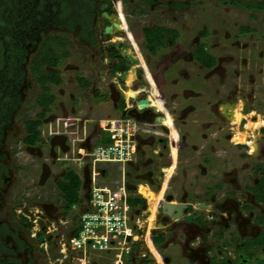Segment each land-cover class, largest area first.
<instances>
[{
    "label": "flooded vegetation",
    "instance_id": "flooded-vegetation-1",
    "mask_svg": "<svg viewBox=\"0 0 264 264\" xmlns=\"http://www.w3.org/2000/svg\"><path fill=\"white\" fill-rule=\"evenodd\" d=\"M219 1L223 7L264 13L231 6L227 4L230 0ZM133 6L138 12L129 10ZM156 7L157 0H0V264H59L61 243L75 233L87 196L86 171L81 172L78 205L66 209L57 189L65 169L79 175L61 160L69 151L64 132L49 135L46 128L43 137L42 127L57 119L51 113L56 102L52 89L57 86L47 83L41 88L31 74V62L40 50L48 59L59 57L57 67L44 65V72L58 71L61 78V65L78 72L79 90L91 101L109 104L113 113L132 117L142 126L135 138L134 159L127 166L130 189L143 182L155 195L154 201L201 206L194 209L190 222L186 215L178 219L155 215L150 243L153 234L172 236L166 245L156 247L163 259L176 263L198 257L202 261L205 252L214 251L226 252L223 260L237 263L243 242L264 235V200L256 198L259 191L264 193V53L259 52L258 63H253L243 54L242 50H249L243 43L234 58L223 52L221 42H213L214 32L203 26L184 42L183 52L177 50L169 58L170 74L178 88L169 95L156 93L147 76L163 75L164 66L153 71L148 57L182 45L185 29L179 19L189 5L165 3L163 12L169 20L162 24L149 16ZM138 17L148 18L138 27L139 38L129 26ZM145 29L162 31V46L153 53ZM239 30L248 32L244 27ZM200 49L202 56H198ZM73 56L78 64H70ZM207 58L213 60L210 67L201 63L208 62ZM129 74L133 78L128 86ZM252 75L261 81L251 79L249 88L242 85L240 79ZM128 89L150 95L160 110L149 105L139 112L134 99L130 103L125 97ZM43 96L53 97L47 108L36 104ZM34 109L37 112L30 118ZM235 109L243 116L237 125L231 121ZM41 114L38 141L24 144L26 123L38 120ZM257 117L263 125L246 132V122ZM163 118L167 124L162 123ZM237 133H247L249 141H233ZM189 161L185 168L190 180L173 191L170 182ZM166 169L172 173L164 172ZM55 193L57 197H53ZM141 207L148 208L145 201ZM196 215L201 216L197 221ZM255 248L264 253V247L251 251Z\"/></svg>",
    "mask_w": 264,
    "mask_h": 264
},
{
    "label": "built area",
    "instance_id": "built-area-1",
    "mask_svg": "<svg viewBox=\"0 0 264 264\" xmlns=\"http://www.w3.org/2000/svg\"><path fill=\"white\" fill-rule=\"evenodd\" d=\"M148 98L139 94L134 98L139 112L145 109H140L137 101ZM69 121L57 118L47 125V131L49 135L64 132L69 151L61 160L73 164L80 183L83 180L81 172H87L88 190L81 204L77 229L61 243L62 257L56 261L59 264L64 261L68 264H98L95 260L99 259L101 264H165V259L149 239V232L155 227L157 208L164 201L155 200L151 209L129 204L134 198L146 202L139 192L140 186L145 185L137 184L130 189L126 181L127 166L136 152L135 138L142 132V126L129 116L106 119L100 123V129L108 135L109 143L87 145L84 139L71 137ZM108 167L117 171V178L110 183L105 182Z\"/></svg>",
    "mask_w": 264,
    "mask_h": 264
},
{
    "label": "rangeland",
    "instance_id": "rangeland-1",
    "mask_svg": "<svg viewBox=\"0 0 264 264\" xmlns=\"http://www.w3.org/2000/svg\"><path fill=\"white\" fill-rule=\"evenodd\" d=\"M169 1L184 2L189 5V8L186 12L182 13L181 18L179 19L181 20L185 29L182 33V45H179L177 49L173 48L171 50L160 51V53H158V55L155 57H148L150 69H152L153 71L157 69H164L163 75H152V77L149 75L147 76L151 85L150 87L154 88V92L156 91V93L161 94V91H164L165 94L169 95L170 93L174 92L175 88H178V84L176 85L174 82L175 78L173 77V75L170 74V69L172 67L170 66L171 61H169V58L174 55L177 50L179 52H183L184 48L187 46L184 42H189V40L193 38L196 35V32H198L203 26L206 28L208 27L209 30H212L214 32V36L212 37L213 42L217 45L219 42H221L223 52L229 53L231 56H234V58H236L239 54V48L242 49L240 45L245 43L248 45L249 50L246 52L242 50L243 54L246 55V58L250 57L253 63H258V60H256V58L259 57V52L264 53V13L243 10L239 11L232 7H223L220 4L219 0H157L158 7H156L155 10L151 12L152 14L149 15L150 17H152V20H154V23L162 24L165 23L166 20H169L168 14H164L163 12L164 4ZM132 9L138 12L137 10L139 8H134V6L133 8H129V10ZM147 19L148 18H135V24H133V20L129 21V26H131L132 31H134L135 34H138V38V27L140 25L145 24L144 20ZM179 20L177 21L180 22ZM242 27L247 28L248 32H240L239 29ZM234 37L235 39H233ZM237 39H239V46L236 45ZM142 52H144V55L146 54L145 51ZM74 56L71 59V65L78 64L79 62L77 59H74ZM198 56L202 55L198 53ZM59 70L62 78V83L52 89L56 96V102L54 107L52 108L51 113L57 118H64V120L70 119V131L73 132L71 136L72 138L82 140L84 139L86 143L94 144L96 139L99 138V134L101 132L100 123L106 119L118 118L119 115L111 111L109 104H99L97 102L91 101L88 94H84L79 90V87L76 82V79L80 76L78 72L64 70L63 65L60 66ZM257 78V76L252 75L250 77H244L240 79V81H242V85L249 88L248 83L251 81V79L257 80ZM258 79L261 81L260 78ZM240 81L236 80L237 83ZM59 91L62 92L60 95L58 94ZM70 96L73 97L71 101L69 100ZM36 112L37 111L35 109L31 110V112H29V117H33L34 113ZM166 118L167 120H170L169 117ZM48 127H42L43 131H41L43 132V137L47 135L45 129H48ZM154 132L157 134L162 133L160 132V130L157 131L155 129ZM100 141L106 144L109 143L108 135L103 133L101 135ZM142 150L144 151L146 149ZM24 156L28 158V156ZM138 159L141 160V157H137V160ZM63 163L65 167L75 169L73 164L64 161ZM186 164L190 165V161L183 165V169H179L178 176L173 177V180L170 182V188H172L173 191L180 190L181 186L183 187V185H187L188 180H190V175L188 173L189 169L185 168V166H187ZM107 169L105 173L107 175L108 172V176L105 178V182L115 180L117 178V171L112 170L110 167H108ZM135 184L141 183L137 182ZM48 194L49 192L47 193V195ZM55 196L57 197L58 195L55 193L53 197ZM49 197H51V195H49ZM152 202L153 201H150L148 198L146 199V204L149 209L151 207L150 205L152 204ZM200 217V215H196L195 220H199ZM156 236V234H153V239L151 241V245L154 247V249H156L157 246L166 245L172 238L171 235L162 236L160 238ZM178 240L182 241L183 236H179ZM263 244L264 235H260L252 240L248 239L247 241L243 242V246L241 247V255L246 258L254 257V260L252 262L254 264H264V253H262L261 251L257 252V248L251 251V248L253 247H263ZM95 262L98 264L102 263L99 259H96ZM181 262V260L176 261L175 264H182ZM217 264H219V262H217Z\"/></svg>",
    "mask_w": 264,
    "mask_h": 264
},
{
    "label": "trees",
    "instance_id": "trees-1",
    "mask_svg": "<svg viewBox=\"0 0 264 264\" xmlns=\"http://www.w3.org/2000/svg\"><path fill=\"white\" fill-rule=\"evenodd\" d=\"M227 4L231 6H235L237 8H242L246 10H259L264 11V0H230L227 2ZM167 32V31H166ZM144 37L147 43V46L153 53L155 50H157L160 46H162L163 43V36L162 31L161 33L159 31L154 30H144ZM42 50H40L38 56L34 58L31 62V74L33 77H35V80L37 84L41 86V88H45V84L49 83L53 86H59L62 83V79L59 76L58 71L46 73L43 71L42 67L49 66L56 68L59 63V57H56L53 55V57L49 56L51 59H48L47 56L42 54ZM198 53L201 55H204L203 50H198ZM208 62L201 63L206 66L210 67L213 64V60L210 58H207ZM1 64V63H0ZM46 90V89H45ZM53 97L52 96H43L36 100V104L38 107L41 108H47L49 104H52ZM41 118L42 114L39 116V119L32 122L26 123V137L23 139V143L26 145H34L39 139V127L41 126ZM98 143H104L102 141H99ZM106 144V143H105ZM264 183V182H263ZM58 191L61 194V198L64 201L66 209H71L74 205H78L80 203L78 192L80 189V180L78 176L75 175V173L70 169H65L63 180L58 184L57 186ZM259 200H264V193L259 191L258 196L256 197ZM144 200L140 198H134L129 200V204L132 207L135 206H141L143 205ZM264 247V244H263ZM240 259V260H239ZM254 260V257L252 258H246L243 255L238 258L237 263L228 262L226 260H221L219 264H242V263H252Z\"/></svg>",
    "mask_w": 264,
    "mask_h": 264
},
{
    "label": "bare ground",
    "instance_id": "bare-ground-1",
    "mask_svg": "<svg viewBox=\"0 0 264 264\" xmlns=\"http://www.w3.org/2000/svg\"><path fill=\"white\" fill-rule=\"evenodd\" d=\"M132 74H129V76L127 77L126 79V83L127 85L129 86L130 85V82L132 80ZM125 91V90H124ZM139 92L141 91H137V92H132L131 89H128L126 90L125 92V97L129 100L131 99H134L138 94ZM150 106L156 108L157 110H160V104L154 100L150 95H149V98L147 99ZM239 108V106H238ZM232 113V112H231ZM233 116H232V120L234 124H238L240 119L243 117L239 112H238V109H235L234 112L232 113ZM250 115V114H249ZM251 116H256L254 113L251 115ZM250 116V117H251ZM246 117V116H245ZM246 119V118H245ZM247 120V119H246ZM163 124H167V120L165 118H163ZM263 125V122L260 121V119L257 117V119L255 121H248V123L246 122V132L247 131H250L252 132L251 130H255L256 128H258L259 126ZM236 127V126H235ZM237 128V127H236ZM237 131V130H236ZM241 132V131H239ZM247 133H237L234 138H233V141L239 143V144H243L245 143L247 140H246V135ZM253 135V134H252ZM249 136V135H248ZM250 138V137H249ZM232 141V142H233ZM249 141V140H248ZM252 147V146H251ZM164 172H169V173H172V170L169 169V170H165ZM142 184V183H141ZM139 192L147 199H149L150 201H154L155 199V195L151 192V190H148L146 187L144 186H140L139 188Z\"/></svg>",
    "mask_w": 264,
    "mask_h": 264
},
{
    "label": "water",
    "instance_id": "water-1",
    "mask_svg": "<svg viewBox=\"0 0 264 264\" xmlns=\"http://www.w3.org/2000/svg\"><path fill=\"white\" fill-rule=\"evenodd\" d=\"M115 29H118L117 25H114ZM110 28L106 29V32H109ZM134 61L133 59H131ZM135 62V61H134ZM132 99L130 100L131 103ZM137 105L140 107V109H147L149 108L148 100L142 99L137 101ZM124 116V114H123ZM197 208H201V206H196ZM193 211L194 207L192 205H186L185 203L182 204H170L168 201H164L160 204V206L157 208L158 215L163 216H172L174 219H178L182 217V215H186L185 219L187 222H190L193 217ZM164 263H168V260L165 259Z\"/></svg>",
    "mask_w": 264,
    "mask_h": 264
},
{
    "label": "crops",
    "instance_id": "crops-1",
    "mask_svg": "<svg viewBox=\"0 0 264 264\" xmlns=\"http://www.w3.org/2000/svg\"><path fill=\"white\" fill-rule=\"evenodd\" d=\"M102 134L103 133L100 132L99 138L96 139L95 142H99L100 141ZM156 195H158V193ZM153 202L150 205L151 207L154 204ZM151 207H150V209H151ZM206 237H207V239H210V237L208 235ZM168 252L172 253V250H168ZM225 256H226V252H220V253L217 252L216 253L214 251H209V252L207 251V252L204 253V257H203L202 261H200L199 260L200 258H198V257H196V258H190L189 257V259L188 258H183V260H181L182 261L181 263L182 264H184V263H186V264H217V262H220L221 260H223Z\"/></svg>",
    "mask_w": 264,
    "mask_h": 264
}]
</instances>
